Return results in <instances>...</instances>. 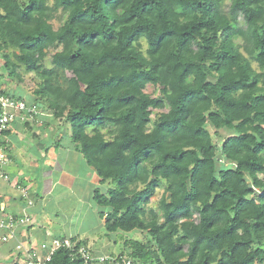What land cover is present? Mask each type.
Instances as JSON below:
<instances>
[{
	"label": "trees",
	"instance_id": "1",
	"mask_svg": "<svg viewBox=\"0 0 264 264\" xmlns=\"http://www.w3.org/2000/svg\"><path fill=\"white\" fill-rule=\"evenodd\" d=\"M223 1L0 0L4 68L38 77L37 109L113 184L94 192L107 234L147 232L123 242L137 264H264V0ZM75 242L44 264H84Z\"/></svg>",
	"mask_w": 264,
	"mask_h": 264
},
{
	"label": "crops",
	"instance_id": "2",
	"mask_svg": "<svg viewBox=\"0 0 264 264\" xmlns=\"http://www.w3.org/2000/svg\"><path fill=\"white\" fill-rule=\"evenodd\" d=\"M38 118L39 122L14 121L0 137L8 156L1 169L8 179L0 178V214L31 215L17 234V240L26 245L66 237L85 240L94 255H108L102 249L109 235L94 192L105 193L110 182L101 181L74 147L70 134L63 138V125L48 109L39 107ZM27 200L33 205L28 206ZM17 240L0 241V259L5 264L13 260Z\"/></svg>",
	"mask_w": 264,
	"mask_h": 264
},
{
	"label": "built area",
	"instance_id": "3",
	"mask_svg": "<svg viewBox=\"0 0 264 264\" xmlns=\"http://www.w3.org/2000/svg\"><path fill=\"white\" fill-rule=\"evenodd\" d=\"M36 113H38V111L35 104H28L23 98L11 96L0 88V137L3 135L4 130H7L14 121H29L28 119L34 117ZM7 162L8 156L5 152L4 142L0 138V178L3 180L8 179V175L1 171ZM20 191L24 197L27 196V192L24 188ZM27 202L28 206L33 205L32 200H27ZM30 221L31 215L28 213L0 214V241L7 242L10 239L17 240V234L20 228L27 225ZM75 244V241L66 237H54L48 241L44 240L39 242L37 246L26 245L17 240L15 248L18 252L13 257L10 264H44L45 261L50 259L56 249L65 247L73 251L76 246ZM40 250H43L44 254L41 255ZM78 251L83 257L84 264H91L94 260L102 262L110 259L108 256L90 253L86 245L80 246ZM121 262L122 264H137L132 259L124 257Z\"/></svg>",
	"mask_w": 264,
	"mask_h": 264
},
{
	"label": "rangeland",
	"instance_id": "4",
	"mask_svg": "<svg viewBox=\"0 0 264 264\" xmlns=\"http://www.w3.org/2000/svg\"><path fill=\"white\" fill-rule=\"evenodd\" d=\"M49 2L51 3L52 0H49ZM228 2H229V0L223 1L224 7L228 4ZM63 19H64V17H62L60 19L55 18L53 20L54 26L57 27ZM234 40L236 42L240 43L241 37L237 36V37H235ZM140 48L142 51H144L146 49V41L143 38L141 39V47ZM14 51H16V50L13 48L0 50V88L4 89L5 91H7V92H9L15 96H20L21 98L26 100L28 104H35V106H37V108H38V104H40V103H36L35 95L33 92L37 88V84L39 81L38 77L33 72L26 71L24 66L19 65L16 67V71L19 74V78H18V77H15L13 75H9L7 70L3 66V64H4L3 54L7 53L11 58H13L12 53ZM242 51H243V49H242ZM53 52H54V48H50L48 50L47 56L43 60V64L45 67L49 68L52 66L51 55ZM245 55H247V54L245 53ZM250 61H251V64L254 68H258L255 60L251 59ZM144 90L154 97L159 96L158 87L152 86L151 84H147ZM37 111H38V109H37ZM156 112L157 111H153V113L151 115V121H153V119H155ZM28 120L29 121H35L36 120L37 122H39L38 121L39 120L38 113H36L34 117L29 118ZM209 130H210V133L212 134L213 140L215 142H219V140H221V138L223 136H225L226 134L231 132V131L225 130V129L216 130L212 126H209ZM60 131H61L63 138L65 139L70 134V125L68 123L63 125L61 127ZM87 131L89 133H91V127H88ZM2 137H4V136H2ZM6 154H7V152H6ZM111 186H113V184H111ZM164 187H165V183H164V180H162V182L156 187L155 194L151 197L150 202L148 204V207H151V208L158 210V201H159L161 194L164 191ZM194 218H196V215H194ZM101 231L104 232L103 229ZM102 232H99V233H102ZM108 235L109 236L107 238H104V235H100V237L104 238V241L106 242V246L102 249V252H105L108 254V255H103V256H108V257H109V255H117V254L122 253V254H124V256H123L124 258H129L128 256H125L126 251H127V247H125V245L123 244V242L125 240L134 239V240H139V241H146L149 239L147 232L140 231L137 229H134L131 231L118 230L114 233H109ZM87 248L90 249L88 246H87ZM14 252H15V254H13V255L15 256L17 254L18 250L15 248ZM129 259H131V258H129ZM5 263L6 262H2V260L0 259V264H5Z\"/></svg>",
	"mask_w": 264,
	"mask_h": 264
}]
</instances>
